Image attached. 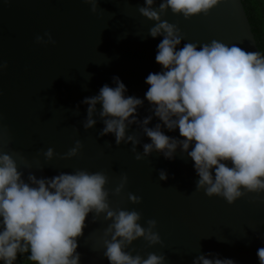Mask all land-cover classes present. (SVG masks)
I'll list each match as a JSON object with an SVG mask.
<instances>
[{
    "label": "water",
    "instance_id": "obj_1",
    "mask_svg": "<svg viewBox=\"0 0 264 264\" xmlns=\"http://www.w3.org/2000/svg\"><path fill=\"white\" fill-rule=\"evenodd\" d=\"M161 2L154 0L152 7L159 11ZM140 7H146L144 0H98L92 13L84 0H0V64H7L0 70V152L13 156L25 181L29 173L37 178L76 170L105 173L113 210L139 212L142 218L137 223L144 228L148 220L157 221L153 231L161 242L150 245L141 237L124 249L133 256L146 259L155 253L164 257L163 264H193L201 255L259 264L264 192L248 193L229 204L223 197L196 190L194 162L179 147L171 160L155 150L144 156L143 145L151 141L143 131V119L152 116L149 128L162 123L146 99L137 109V123L126 129V137L139 140L135 149L141 160L135 159L131 141L117 145L114 134L100 135L105 125L99 104L92 116L96 123L84 128L85 97L98 95L105 84L115 87L113 77H119L126 97L144 99L146 77L161 71L155 56L163 37L149 35L157 22L142 16ZM161 20L180 28L184 40L178 47L217 40L259 51L243 0H220L207 15L189 19L168 9ZM46 32L54 45L47 43ZM37 36L44 42L37 43ZM161 130L182 139L178 129ZM77 140L83 144L80 153L61 159ZM48 148L54 149L50 160L44 156ZM161 171L166 180L159 178ZM122 175L128 182L117 196L113 192ZM128 193L140 197L141 203H132ZM94 215H88L78 239L80 264H109L104 241L111 240L106 229L113 221L101 213L93 222Z\"/></svg>",
    "mask_w": 264,
    "mask_h": 264
},
{
    "label": "clouds",
    "instance_id": "obj_2",
    "mask_svg": "<svg viewBox=\"0 0 264 264\" xmlns=\"http://www.w3.org/2000/svg\"><path fill=\"white\" fill-rule=\"evenodd\" d=\"M84 2L96 12L98 0ZM144 2L146 7H140L139 13L157 22L149 35L163 37L155 56L161 71L146 77L149 87L144 99L126 97L127 88L119 77H113L115 87L105 84L98 95L85 97L82 103L88 105V117L84 128L96 123L92 116L99 104L105 125L100 135L114 134L117 145L131 141L136 153L139 140L133 135L126 137V129L137 123V109L146 99L162 123L149 128L152 116L143 119V131L151 141L143 145L144 156L155 150L171 160L179 147L194 162L199 177L196 190L203 189L208 197H223L229 204L248 193L264 192V54L217 40L178 47L184 40L180 28L161 20V13L168 9L185 19L207 15L220 0H162L159 11L152 7L154 0ZM44 35L47 43H56L51 33ZM36 42H44L43 37L37 36ZM6 67V63L0 64V70ZM162 126L170 132L178 129L182 139L166 135ZM82 148L77 140L60 158L76 157ZM53 155L52 148L44 152L46 159ZM135 159L143 156L136 153ZM22 177L13 156L0 152V264H17L22 256L30 264H80L78 239L90 213L95 214L93 222L101 213L113 221L106 229L111 240L104 241L109 264H163L164 257L155 253L144 259L124 250L141 237L150 245L160 243L158 232L153 231L157 221L148 220L144 228L137 223L142 218L139 212L113 210L105 190V173L76 170L51 178H37L33 173L27 181ZM159 178L166 180L167 174L161 171ZM127 182V175H122L113 194L119 196ZM128 199L141 203L132 193ZM256 254L259 264H264V247ZM193 264L235 261L201 255Z\"/></svg>",
    "mask_w": 264,
    "mask_h": 264
},
{
    "label": "trees",
    "instance_id": "obj_3",
    "mask_svg": "<svg viewBox=\"0 0 264 264\" xmlns=\"http://www.w3.org/2000/svg\"><path fill=\"white\" fill-rule=\"evenodd\" d=\"M250 25L261 54H264V0H243ZM26 257H18L17 264H24ZM25 264L30 262L25 261Z\"/></svg>",
    "mask_w": 264,
    "mask_h": 264
}]
</instances>
